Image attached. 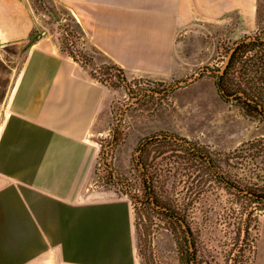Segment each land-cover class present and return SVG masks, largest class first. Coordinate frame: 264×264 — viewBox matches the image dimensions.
Returning <instances> with one entry per match:
<instances>
[{"label": "crops", "instance_id": "0c3cea01", "mask_svg": "<svg viewBox=\"0 0 264 264\" xmlns=\"http://www.w3.org/2000/svg\"><path fill=\"white\" fill-rule=\"evenodd\" d=\"M43 3L44 17L73 18L92 67L115 63L128 79L183 80L204 49L180 0ZM41 24L28 0H0V264H140L132 202L86 189L98 153L92 136L112 124L113 92L62 50L55 23ZM228 109L216 81L203 78L178 88L171 107L130 110L118 162L127 172L142 137L161 130L207 132L226 149L264 135ZM254 264H264V225Z\"/></svg>", "mask_w": 264, "mask_h": 264}, {"label": "rangeland", "instance_id": "374dc122", "mask_svg": "<svg viewBox=\"0 0 264 264\" xmlns=\"http://www.w3.org/2000/svg\"><path fill=\"white\" fill-rule=\"evenodd\" d=\"M43 1L28 0L36 26L38 24L41 26V23H45L44 26L48 24L52 26L55 23V35L62 50L79 66L88 68L92 78L107 86L114 96V113L110 128L106 132L92 136L98 147V153L94 164L93 181L86 189L98 187L113 189L132 202L140 264H187L180 261L182 240L173 235L162 215L145 203L141 206L140 200L134 198L136 195L145 198L142 194L143 176L134 161L139 154L136 148L140 142L129 157L131 166L127 172H124L123 166L118 162V148L126 141L132 130V124L128 121L126 113L134 110L143 114H154L160 107L174 105L178 88L203 78L216 81L238 42L261 34L264 28V0H180L182 11L187 10L188 13L187 29L202 35L204 49L185 79L168 82L147 78L128 79L125 74L126 79H123L124 75L115 63L92 67L90 56L86 53V35L76 27L73 18L71 21L70 19L55 20L47 15L44 17L43 14H47L48 11H45L47 7ZM255 52L256 49L252 51V53ZM23 57L24 52L13 62V68L19 67ZM224 101L229 106L226 114L230 119L243 115L253 122L255 129H257L256 126H261L264 130V122H258L244 115V111L235 101L225 99ZM186 136L197 144L208 146L213 153L220 150L232 152L247 142H243L234 149H226L215 142L214 135L207 132L197 131ZM254 152L255 150L250 154ZM170 153L171 151L166 155L170 156ZM250 154L237 151V155L241 157L229 159L231 172L238 178L245 177L247 180L263 185L264 178L261 175H264V156L255 158ZM161 159L162 157L157 161H162ZM166 162H172L177 167L180 165L175 158L171 160L167 158L163 163ZM177 176L175 192L178 197L183 196L189 187L193 186L197 188L203 185L208 191L206 196L189 209L191 225L196 234L194 242L197 253L193 262L195 264H254L258 239L264 225V202H250L228 192L218 186V182L208 172L204 178L198 177L193 183V178H189L183 172H179ZM126 178L130 179L131 187L125 185ZM205 178H208V181L204 182ZM174 179V176L170 177L168 183L172 184ZM245 206H248V211L253 209L251 218L248 213H244Z\"/></svg>", "mask_w": 264, "mask_h": 264}, {"label": "trees", "instance_id": "16d2710c", "mask_svg": "<svg viewBox=\"0 0 264 264\" xmlns=\"http://www.w3.org/2000/svg\"><path fill=\"white\" fill-rule=\"evenodd\" d=\"M255 49L256 52L252 53ZM118 68L124 75V70L120 66ZM122 78L126 79L125 75ZM216 84L226 101H235L244 111V115L264 122V28L261 34L238 42L230 53L224 70L217 76ZM253 150L255 152L250 154ZM136 151L139 154L134 161L143 176L142 194L145 198L137 195L134 198L140 200L141 206L145 203L162 215L173 235L182 240L180 252L187 258V264H195L193 260L197 253L194 242L196 234L191 225L189 209L206 196L208 191L203 185L197 188L193 186L189 187L183 196L178 197L175 183L179 172L193 178L192 183L198 177L204 178L208 172L218 182V186L228 192L250 202H264V184L260 185L259 182L247 180L245 177L238 178L232 174L229 163V159L241 157L237 155V151L253 155L255 158L264 156V137L247 141L232 152L220 150L213 153L208 146L197 144L180 134L159 131L144 137ZM169 151L170 156H167ZM160 157L162 161H157ZM167 158L178 159L180 165L177 167L172 162L164 164L163 161ZM202 172L204 173L201 175ZM172 176L175 177L174 182L169 184L168 179ZM261 176L264 178V175ZM206 181L208 178H205L204 182ZM125 185L131 187L129 178H126ZM243 209L251 218L253 209L248 211V206Z\"/></svg>", "mask_w": 264, "mask_h": 264}, {"label": "flooded vegetation", "instance_id": "af4514ba", "mask_svg": "<svg viewBox=\"0 0 264 264\" xmlns=\"http://www.w3.org/2000/svg\"><path fill=\"white\" fill-rule=\"evenodd\" d=\"M180 254H181V255H180V261H181L182 263H184V262L187 263V258H186L185 256H183V255H184L183 252H181ZM191 262H192V261H191Z\"/></svg>", "mask_w": 264, "mask_h": 264}, {"label": "bare ground", "instance_id": "6f19581e", "mask_svg": "<svg viewBox=\"0 0 264 264\" xmlns=\"http://www.w3.org/2000/svg\"><path fill=\"white\" fill-rule=\"evenodd\" d=\"M46 264H53L52 262H47Z\"/></svg>", "mask_w": 264, "mask_h": 264}, {"label": "built area", "instance_id": "2783aa9c", "mask_svg": "<svg viewBox=\"0 0 264 264\" xmlns=\"http://www.w3.org/2000/svg\"><path fill=\"white\" fill-rule=\"evenodd\" d=\"M81 38H83V36Z\"/></svg>", "mask_w": 264, "mask_h": 264}]
</instances>
